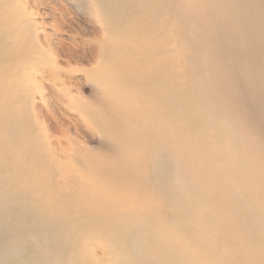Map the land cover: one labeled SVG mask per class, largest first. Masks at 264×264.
Here are the masks:
<instances>
[{
	"label": "bare ground",
	"instance_id": "1",
	"mask_svg": "<svg viewBox=\"0 0 264 264\" xmlns=\"http://www.w3.org/2000/svg\"><path fill=\"white\" fill-rule=\"evenodd\" d=\"M33 1L0 0V264H197L198 251L212 253L217 264H264V222L240 193L251 177L238 158L246 144L223 119L240 115L243 104L224 93L201 97L199 89L209 76L228 92L243 85L250 90L238 89L239 97L259 101L264 110V0H76L83 13L92 4L97 24L118 28L116 41H99L97 59L118 60L114 74L134 87L133 96L118 98L87 78L88 102L86 88L67 78L70 70L61 65L84 60L90 41L64 5L54 8L60 21L45 32L32 8L41 1ZM60 34L66 38L53 42ZM188 89L199 92L193 109L200 131L221 141L219 151L215 146L212 152L211 144L203 157L193 154L180 120ZM199 132L192 136L197 143ZM97 137L105 151L89 148ZM204 168L220 177L223 207L212 205L216 187ZM74 194L82 196L70 214L66 205L54 206L55 196ZM156 208L157 218L170 216L166 222L175 230L180 217L185 221L178 237L169 239L175 248L165 242L161 248L166 260L150 259L144 245L130 246L136 244L129 238L133 225L144 224L145 211ZM83 210L95 213L97 220L89 218L95 228L73 244ZM11 212L21 219L17 226H9ZM215 220L224 221V230ZM219 239L234 248L217 250L212 242Z\"/></svg>",
	"mask_w": 264,
	"mask_h": 264
},
{
	"label": "rangeland",
	"instance_id": "2",
	"mask_svg": "<svg viewBox=\"0 0 264 264\" xmlns=\"http://www.w3.org/2000/svg\"><path fill=\"white\" fill-rule=\"evenodd\" d=\"M37 1H41V4L38 6V8L36 9L35 6H32V8L34 10L37 11L38 15L36 16V21L39 22H44V24L46 25L47 28H43V30L45 32H50L52 33V24L56 21L59 22V15L58 13L55 11L54 8L59 7L60 5H64L66 6L68 9H70V11L72 12V15L74 16V22L76 23V27L79 29L80 31V36L83 39H86L88 41H90V46L86 47V52H87V57L84 60L78 61V62H71L69 65L67 64H62L61 67L63 69H68L70 70V74L67 78L70 77V79L74 82V83H81L80 87L81 88H86L83 96L84 99L83 101L88 102L90 100V89H87L89 86V84L87 83V78L92 79L93 82L95 83V85H99L101 86V88L106 89L108 91H110L112 93V95L114 97H118V98H129L130 96H133V91H134V87L132 85V83L130 82H123L120 81V78L114 74V67L117 66L118 64V60L116 59H111L110 61H106L103 60L102 61V57L98 60V55H99V41H102L104 43L106 42H114L118 39L117 35V29L116 27H114L113 25H102V24H97L94 21V16H93V12H94V8L92 6V4H89L88 7L92 8L93 10H85V13H83L82 10H80L77 6V1L76 0H36ZM31 4H34L33 0H30ZM93 3V0H92ZM55 6V7H54ZM83 13V14H82ZM172 18L170 17L168 20H171ZM166 22H168L166 20ZM126 33V31L124 32ZM174 38H177V34L176 32L173 33ZM42 38L44 37L43 35L41 36ZM63 39L66 38L65 35L60 34L59 36L54 37L53 42H56V38ZM82 41L81 38H77V42ZM67 46L73 45L72 42L70 43H66ZM75 45V44H74ZM96 48H95V47ZM72 48V47H71ZM76 52L79 54L80 53V47L76 46ZM138 68V67H137ZM113 74H112V72ZM206 81H201V87L199 88L201 90V97H206L207 99H210L212 97V99L217 98V96H223L224 94L226 96H229L231 98L232 101L235 100L236 98H239L241 101V105L243 104V106L241 107V114L236 116L235 114H233L232 112H230V115L224 117L223 119H226V123L229 125V128L235 133L236 137L239 138L240 143L242 144H246V148L242 149L241 147L238 148V158L240 160V164L243 165L245 167V170L249 169L250 172V176L248 181L245 182L244 186H241L240 188V193L242 195H244V200L246 202L247 205H249L250 207V212L252 214H255L256 218H261V221L264 222V110L261 111L260 109V102H254L252 103L251 101H245L242 100L239 95L237 94V91L240 90H244L246 92H249L250 89H247L245 86L242 85L241 86H237L234 87L233 86V90H232V86H230V91H226L223 86L222 88H220L219 86H217L216 81L211 78V76L209 77H205ZM219 85V84H218ZM205 87V88H204ZM212 91H210V89ZM47 90H49V87L47 88ZM223 91V92H222ZM197 91H193L191 89H188L185 92V103L183 104L184 106V110L185 113L183 115V117L180 118V120L183 123V128H184V134L186 136H188L187 138V142L191 143V145L194 148H198L199 147V154L195 153V149L192 147V151L193 154L195 155V157H203V153L207 152L209 150L210 145L212 144V152L214 150V147H217V151H219L220 149V144L221 141L218 138L217 135H215L214 137H212V141L211 139L202 133V127L200 125L201 121L198 119V115H196V112L193 108H197L196 106V99L195 96L197 95ZM224 93V94H223ZM262 95L264 96V94L262 93ZM49 93H46V98H49ZM216 96V97H215ZM226 101L227 105L232 104ZM192 102L194 104V107L191 106ZM223 107H225V103L220 104V108L222 109ZM173 113H169L166 115V118L168 120H175L174 117H172ZM222 119V120H223ZM178 120V119H176ZM200 128V129H199ZM200 131V132H199ZM80 132L83 136H85L89 141H91L90 138L91 134L89 133L88 130H86L85 126H81L80 127ZM200 134V136L198 137V143L196 142V137H192L195 136L196 133ZM219 136H223L221 133H217ZM99 138L97 137L95 139L94 143H88L89 148L90 149H101L103 151H105V147L103 146V142H101V144L99 143ZM239 143V144H240ZM208 149V150H207ZM107 152V151H106ZM211 152V148L210 151ZM114 154V153H113ZM115 157L117 156L118 158L122 157L120 153H118L117 151L115 152ZM125 158V157H124ZM208 160V155L206 158L203 159V166L207 163ZM169 161H172V158L170 157ZM232 167L229 166L228 169H231ZM212 179V186L215 185L216 187V179H218L219 176H216L215 171L212 169V173L210 170H208L207 168L203 169ZM233 172V171H232ZM241 172V171H240ZM243 172V171H242ZM5 173V172H4ZM153 176V174H152ZM153 178V177H152ZM220 178V177H219ZM6 181V180H5ZM169 182L168 185L166 186L165 189L168 190L169 188ZM57 187V186H56ZM53 188L51 191H57V188ZM221 189V188H220ZM219 187H216L214 189V193L211 195L212 196V205H219L221 207L224 206L223 202V197H219L218 192H219ZM200 189H198L197 191H195V196H198L200 194V192H198ZM247 193V195H246ZM169 194V192H167V195ZM56 195V192H55ZM14 196H17V194L15 192H12V198H14ZM82 195H72L73 198L75 199H71L70 197H61L58 195V197L55 196V207H58L60 205L65 206L66 205V211L67 213H71V209H73V205L76 201L79 200V197ZM69 198L71 199L70 201ZM82 198V197H81ZM191 199H194V196L190 197ZM219 198L221 199L220 202H218ZM84 199V198H82ZM176 202H178V200H174ZM72 202V203H69ZM253 202H258L255 203L253 206L250 203ZM217 203V204H216ZM173 205H179V204H173ZM29 207V205H28ZM167 207V206H166ZM30 208V207H29ZM147 210V209H146ZM168 210V209H167ZM166 210V211H167ZM17 211V210H16ZM158 210L156 209H152V210H148L145 211L146 212V217L145 220L146 222L144 224H138L136 223V225H133V229H132V234L133 236L129 237L132 240L133 243V237L135 239L136 244L132 245L130 243V246L133 249H137L138 247H141L142 245H144V248L147 249L145 250L146 254L148 256H150V259H154L155 257H163L165 260L167 258H165L164 256H162L161 254V248L163 247V244L165 242V245L167 246H172L173 248H175V244L172 242L171 239L172 237H178V234L180 233V231H183L185 228V221L183 218H179V223L180 224V228L178 230H175L174 228H171L172 226L169 224V222H166L168 217L167 215H163L161 218H157L158 216ZM169 211V210H168ZM18 212L20 214H22V210H18ZM96 212V211H95ZM12 213V212H11ZM15 213H12L11 216V221H10V225L9 226H17L16 223H19V221L17 220H21L18 219V216ZM80 214V219H79V226L81 228H79L81 231L79 233V235L76 237L75 234L72 237V243L74 244L77 240H79V238L81 237L80 234L82 233V235L84 234V231L86 229H89L90 227L93 226V224L89 223V218L91 219H96V215L95 213H87L86 210H83L81 212H79ZM160 213V212H159ZM179 213V212H177ZM213 217V216H212ZM219 217V216H218ZM169 219V218H168ZM217 221V220H215ZM218 222V226L220 228H222V230H224L225 228V223L217 221ZM26 224H23L20 221V225L21 226H25L27 229L32 230L33 232H38L42 231L40 229V227H34L30 225V221H26ZM103 226V225H102ZM106 226V225H105ZM213 226V225H212ZM24 227V228H25ZM93 228H95V226H93ZM213 229V228H212ZM215 229V227H214ZM249 230V226L246 228V231ZM55 233V232H54ZM58 233L62 234L59 230ZM56 234V233H55ZM60 234H56L57 236V240L61 239ZM216 234L218 235V238L220 237L221 239H223V237H221V233L219 231L216 232ZM255 231L252 232L251 236H255ZM141 237V238H140ZM221 239L219 240H214L212 242V246L215 245L214 248H217V250H223V248L227 247L226 249L229 250V248H234L235 243L233 242H228L225 243V241H222ZM174 241V240H173ZM186 245V244H183ZM182 245V246H183ZM108 251H110L111 249L108 247ZM213 251V250H212ZM201 253H203L204 255H200L199 251H198V259H197V264H217L216 261L212 260V253L210 254H206L204 251H201ZM101 257H103L102 253H98ZM111 254V253H110ZM114 256V255H113ZM112 256V258H113ZM168 257V255H167ZM31 258V256L29 255V258H26V256L23 258L24 262H27L29 259ZM208 258V260L206 259ZM178 263V262H176ZM181 264V262H180ZM221 264H229L228 262H223Z\"/></svg>",
	"mask_w": 264,
	"mask_h": 264
}]
</instances>
